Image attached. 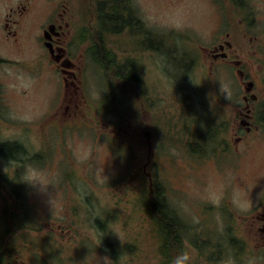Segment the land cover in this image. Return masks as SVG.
Masks as SVG:
<instances>
[{"label":"rangeland","instance_id":"1","mask_svg":"<svg viewBox=\"0 0 264 264\" xmlns=\"http://www.w3.org/2000/svg\"><path fill=\"white\" fill-rule=\"evenodd\" d=\"M23 1L27 0H0V35L3 31L1 30L3 16ZM30 1L29 16L20 31V41L16 44L14 38L8 40V43L5 41L1 43L0 40L1 54L5 53V57L12 61L11 65L6 63L0 65V80L5 83L4 89L7 92L9 106L8 114H0L6 124V127L4 126L6 129L0 132V139L7 135L16 136L20 132L25 148L23 157L35 161L36 152L41 149L40 158L36 162L46 170L52 181L48 190L44 192L24 184L23 219L21 223L20 217L19 221L15 219V225L19 224L18 235L24 248V255L29 258L35 246L39 248L41 256L50 255V264H87L85 259L90 254L89 249L95 248L94 237L100 230L105 235L101 239L100 246L96 248L99 256H108L114 262H118L121 258L119 264H161L162 256L159 249L162 246L157 238L160 227L158 229L159 225L153 211L156 202L155 206L152 203L156 196L155 190L160 187L165 202L168 196L169 204L185 221L186 241L182 244V251L189 252L188 264H229V262L251 264L254 257L247 260L242 252L241 220L240 216H236L232 211L234 206L232 191L235 186H239L250 196L249 189L256 184L252 175L258 167V157L252 152L245 156L232 153L228 158L226 157V163L222 167L225 169L228 167L226 172L221 171L220 167L216 168L214 163L209 165L206 161L197 160V157L193 162L195 166H192L191 159L195 154L183 152L172 143L177 139V128L173 126H177L178 112L181 110L176 107V102L182 99L172 94L179 95V87L167 86L170 90L168 92L158 89L163 83L160 81L156 83L153 75L156 68L160 70L156 65L154 66L159 57L147 58L140 52L133 56L134 76L141 77L144 81L134 89L141 91L138 95L140 97L142 95L143 99H137V94H134L132 99V92L124 88L125 94L130 96V104L132 103V108L125 106L128 113L124 111V117L129 123L131 121L135 123L132 131L136 134V138L131 136L135 141L133 161L127 162V157L121 155L118 158L116 151L118 144L113 142L118 140L117 136L113 133L107 138L99 137L98 129L94 133L85 130L71 131L68 140L63 134V131H70L66 127L54 132L51 139L47 138L46 141L43 139L44 123L52 121L48 113L54 102L51 96L56 91L58 81L47 78L44 73L43 75L40 73L38 77L34 73L36 70L29 67L33 63L32 56L42 48L37 47L35 42L32 43L30 36L41 32V25L47 22L50 14H54L55 1L59 3L63 0ZM67 1L79 13L77 0ZM134 1L142 11L148 27L167 32L170 26L176 24L186 28L187 34L192 38L195 39L196 36L205 44L206 41L211 43L209 34L213 21L205 0ZM59 11L63 13V8H59ZM81 24L82 19L80 26ZM15 61H18V66H14ZM157 65L162 66L161 63ZM169 71L175 73V78L181 87H188L192 92L198 90L201 98L211 104L208 96L209 91L212 93L215 80L212 79L211 86L205 85L204 81L201 83L202 68L197 74H189L190 77L184 76L181 71H175L174 66H170ZM222 74L224 77L230 75L225 70ZM196 75L199 81L196 80ZM97 80L100 82L98 78ZM153 85L155 90L158 89L155 92L150 90ZM160 95H167L164 103L152 104L150 100L152 106L148 104V97L155 99ZM114 100L112 96V99L106 101L99 99L89 104L92 108L90 113L96 119L95 125L98 123L102 126L103 122L115 124L122 120V117L117 119L112 113L99 114L98 107L108 104L106 109H102L107 111L113 108ZM118 101L120 104L126 103L123 97ZM82 103L84 100L81 98L78 106L75 104L73 106L79 108L80 104L81 107L86 108ZM147 105L148 108L145 107ZM186 106L187 104L183 107ZM204 106L201 102L196 106L197 113L202 115L201 118H204ZM65 110L64 107L62 111ZM13 111H16V117ZM121 111L120 108L116 109V112ZM16 121L23 123V128H20L19 132L15 130ZM70 126L71 123L68 124V127ZM33 128L36 131L33 132ZM150 129L154 132L156 137L154 143L157 144L153 157L156 164L153 168L149 165L147 167L148 172L153 173L154 185L151 187L150 180L145 179L143 175L145 180L138 178L135 181L136 185L135 182L132 184L135 186L134 189L122 190V185L115 184V178L123 174L127 175L133 167L138 170V175L141 177L139 171H143L148 161V146L143 143V139ZM168 141L172 142L168 143ZM126 144L129 146L128 142ZM203 157L208 156L203 155ZM128 159L130 160V155ZM159 161L161 163L158 165ZM218 163L221 164L222 161ZM116 171L120 173L115 174ZM123 176L120 177L121 180ZM70 179L72 182L66 183ZM214 193L221 194L219 202L213 199ZM146 196L150 198L148 207L149 201L142 200ZM101 223L104 226L99 229ZM43 227H49L51 230L53 227L55 231L48 240V244L52 246L51 253H48L44 243V236L50 229L41 230ZM16 243L18 244L17 241Z\"/></svg>","mask_w":264,"mask_h":264},{"label":"flooded vegetation","instance_id":"2","mask_svg":"<svg viewBox=\"0 0 264 264\" xmlns=\"http://www.w3.org/2000/svg\"><path fill=\"white\" fill-rule=\"evenodd\" d=\"M87 1L90 11L87 28L82 29L80 33L73 32L71 21L61 17L53 22L58 31L50 38L53 53L48 49L44 53L50 72L63 74V70L57 64L58 58L60 64L70 65L67 76H62L64 92L61 97V108L69 102L72 103L74 96L80 95L81 88L78 84L81 81L80 68L76 50L82 52L80 56L96 62L98 66H104L108 61L107 66L113 64L116 67L122 59L123 67L117 73L125 78L129 86L137 82L134 80L135 67L132 59V55L136 53V47L132 44L137 39L134 31L137 27V17L131 1L126 0L129 6L127 3L122 4L126 14L124 24L119 29L105 25L104 20L108 19V15H112L108 6L100 9L95 0ZM205 1L213 21L209 34L211 43L198 49H201L203 60L201 64L207 63L204 69H208L210 78L215 80L211 90L213 93L211 104L216 112L207 113L208 117H205V120L194 117L193 126L196 132L188 130L185 116L182 115L177 123L176 147L183 152L186 150L185 147L191 146L193 150L195 146L202 148V153L197 157L208 162L209 165L213 163L216 165L217 158L226 160L232 153L240 156L249 155V152L256 154L259 160L258 167L252 175L256 184L249 189L252 207L241 211L234 205L232 211L236 216H239V213L241 216L243 255L247 260L254 257L251 264H264V175H262L264 173V0ZM23 11L27 12V8L22 7L20 11L22 14L19 16L21 19L26 17ZM112 18L119 16L112 15ZM20 23V20H14L15 25ZM175 25L170 26L169 32L164 36L163 46L169 54L181 51L179 44L186 42V32ZM8 28L9 20L6 15L5 39L10 34L18 41V31L12 30L9 33ZM143 33L140 35L141 45L148 50V34ZM187 42L196 47V42L193 43L190 39ZM194 47L189 49L193 51ZM189 63V69H194L198 64L196 59H190ZM223 70L230 75L224 77ZM221 82L227 83L226 92L221 91ZM4 84L0 80V114L8 101ZM69 109L70 106H67V110ZM4 126L6 127V124L0 117L1 133L6 129ZM19 128L20 122L15 129ZM150 134L153 148L152 131ZM194 138H196L195 142H193ZM23 154L24 144L20 133L0 139V264H40L41 262L50 264L49 261L37 259L38 252L35 248L29 258L24 255V248L18 235L19 224L15 225V219L19 221L20 217V223L23 219L24 183L17 182L23 169L22 167L5 168L10 160L22 163ZM203 155L208 157L205 158ZM149 162L152 164V160ZM10 236L13 238L11 242ZM179 239L182 241L181 237ZM16 241L18 245L12 246L11 243L14 244Z\"/></svg>","mask_w":264,"mask_h":264},{"label":"clouds","instance_id":"3","mask_svg":"<svg viewBox=\"0 0 264 264\" xmlns=\"http://www.w3.org/2000/svg\"><path fill=\"white\" fill-rule=\"evenodd\" d=\"M228 90L227 83L221 82V91L226 92ZM17 167H22V172L19 176L17 182L27 184L34 188H39L40 191L44 192L48 190V187L52 184L48 173L44 168H42L37 162L31 160L29 157H24L22 163L16 161H9L8 166L5 168L15 169ZM104 172V169L102 170ZM264 175V173H262ZM105 177V176H104ZM107 179V177H105ZM251 187V183L249 185ZM220 195L218 193L213 194V199L219 202ZM232 201L233 204L241 211H246L252 207V201L250 200L248 193L244 188L235 186L232 191ZM116 233V232H115ZM117 234V233H116ZM105 235L104 232L100 230L95 235V248L89 249L90 254L86 257L85 261L87 264H119L121 258L118 262H114L108 256H99L96 252V248L100 246L101 239ZM118 235V234H117ZM190 255L188 251H181L178 255L171 258L169 264H188ZM230 264V262H229Z\"/></svg>","mask_w":264,"mask_h":264},{"label":"trees","instance_id":"4","mask_svg":"<svg viewBox=\"0 0 264 264\" xmlns=\"http://www.w3.org/2000/svg\"><path fill=\"white\" fill-rule=\"evenodd\" d=\"M112 15L119 16V18H112V15H108L105 19V25L119 29L124 24L126 10L122 4L112 8ZM106 62V61H105ZM127 69H125L126 71ZM121 79L123 78L119 75ZM157 193V192H156ZM155 206V204H154ZM154 216L158 222V227L162 230L163 236L167 240L166 250H176L178 243L180 242L181 227L179 226L177 217L174 212L170 211L165 206V200L159 190L158 196L156 197V206L153 208ZM163 248L160 247V252H163Z\"/></svg>","mask_w":264,"mask_h":264}]
</instances>
